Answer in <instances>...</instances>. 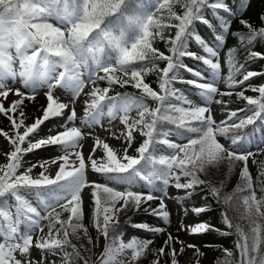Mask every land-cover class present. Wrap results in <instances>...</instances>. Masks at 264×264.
<instances>
[{"label":"snow or ice","instance_id":"1","mask_svg":"<svg viewBox=\"0 0 264 264\" xmlns=\"http://www.w3.org/2000/svg\"><path fill=\"white\" fill-rule=\"evenodd\" d=\"M176 6L182 9V13L178 14ZM245 6L246 0H242L241 8ZM209 8L221 29L215 39L223 44L224 34L229 31L230 17L237 14L225 0H0V97L7 100L13 91L19 97L7 107L0 102V114H4L11 122L13 133L10 135L0 130V136L7 140L12 149L5 154L7 162L0 164V264H34L28 256L33 246V232L36 229L43 232L40 224L42 220L49 221L48 234L35 240L36 249L47 250L53 255L58 254L59 250L63 253L62 264H79L80 260L89 264V259L82 256L69 239L70 235L79 239L77 234L80 230L88 236V230L82 223V193L85 188H91L94 226L105 238L103 251L96 264H134L143 257L152 241L133 237L125 243L122 240L123 232L118 229V218L125 211L138 210L142 203L157 199L153 192L162 191L166 194L170 184L178 190H191L186 191L184 199L192 197L197 186L209 185L217 202L228 205L224 209L223 219L228 228L235 227L239 237L236 244L240 255L239 264H264V181H260L262 195L258 197L247 164L248 158L253 155L248 147L253 142V133L229 135L231 129L240 130L255 124L257 120L264 121V85L251 88V91L259 93L256 98L245 96L243 91L236 93L252 106L248 109L251 115L231 124L226 121L217 124L207 106H193L192 101L176 96V90L171 87L177 78L174 69L183 66L193 71L181 61L182 57L189 56L201 60L212 70L213 82L189 80L187 83L200 89L207 101H211L213 94L217 93L215 80L220 76V64L218 61L213 62L212 58L217 57L218 53L192 30L196 21L214 27L205 18V10ZM221 11L227 16L222 15ZM240 23L249 29V34H241L238 39H246L249 45L257 38L264 39V28L257 31L243 19ZM168 28L176 29L175 36L168 40L171 55H165L153 46L157 37L164 39V30ZM190 38L203 48L207 56L188 51ZM250 56L264 59L255 51L250 52ZM158 60L167 61L160 70L159 89L163 95L153 90L143 78L155 68ZM235 63L233 49L227 59L229 71L225 82L229 88L244 85L260 74L248 71L242 79L237 80L236 76L244 65L236 68ZM193 75L201 77L199 72L193 71ZM17 80L30 92L26 94L19 88L13 89L9 81L15 84ZM98 80H106L108 87H95ZM86 83H92L94 87L87 94L91 99L86 101L82 122L89 126L99 124L105 109L106 114L113 119L119 114L120 122L127 130L124 135L128 146L123 156H118L107 143L97 139L91 154L85 157L78 150L82 147L81 129L74 125L68 126L67 123L61 125L63 131L37 138L41 126L50 119L62 116L68 107L54 97V89L60 88L69 93L72 102L83 92ZM129 83L141 90L140 97L108 95L113 85L124 87ZM43 87L47 88V105L43 107L42 116L26 125L27 116L21 106L26 99L34 100L38 89ZM169 97H175L189 107L165 103ZM148 99L157 102L155 109L149 107ZM216 103L221 101L217 100ZM133 107L138 110V119L130 123L128 113ZM18 111L19 116H16ZM236 116L237 112L232 111L228 120ZM75 118L73 108L67 116V122ZM164 122L176 125L177 135L187 142L169 140L173 130L166 129ZM137 130L144 139L136 148L137 155L131 156L128 155V148ZM193 133L197 135H188ZM220 136L229 139L230 145L222 144L218 139ZM48 146H59L61 155L40 162L41 171L34 177L31 173L37 164L25 167L24 157ZM97 148L103 150V156L99 159L93 156ZM73 156L75 160L71 159ZM224 160L229 163V171L236 161L244 164L240 171L241 183L228 194L222 193L223 183L220 187L212 186L199 176ZM89 163L91 170L102 174L106 183L87 179L86 168ZM50 165L58 167L54 176L48 174ZM261 176H264V171ZM182 177L186 178L185 182H182ZM137 186L149 191L147 194L134 191ZM29 197L35 198L36 206H33ZM238 201L242 202L244 208L240 219L248 220V231L239 223L234 225L235 217L228 214L229 208L234 213L239 211ZM41 206L44 215L38 210ZM58 209L68 213L66 219L61 218L62 213ZM165 209L166 205L160 199L158 210L153 212L167 223L170 213ZM192 210L199 215L207 208L200 206ZM21 224H24L23 232L20 230ZM134 227L157 234L162 231L160 227L149 228L142 224ZM209 227L207 223L200 222L190 226L189 233L200 234ZM174 239L183 244L178 237L169 234L164 245L170 246ZM88 243H92L90 236ZM66 246L72 248V253L66 251ZM165 246L159 249L160 255H166ZM188 247L196 246L189 244ZM125 250H131L130 262L120 258ZM183 251L181 248L179 253ZM179 253L176 248H171V264H178ZM227 255L231 256L232 253L227 252ZM153 264H160V261L154 260Z\"/></svg>","mask_w":264,"mask_h":264},{"label":"rangeland","instance_id":"2","mask_svg":"<svg viewBox=\"0 0 264 264\" xmlns=\"http://www.w3.org/2000/svg\"><path fill=\"white\" fill-rule=\"evenodd\" d=\"M227 2L230 3V0H227ZM232 3L235 2V0H231ZM259 0H249L248 4L246 5V11L248 12H255V9L257 8ZM231 4V3H230ZM208 11L205 10V16L207 15ZM188 51L197 52V48L192 44L191 42L188 43ZM194 53V52H193ZM224 52L220 50L217 57H213V62H219L220 64V74L226 75L229 71V67L227 64V59ZM189 65L191 70L195 72H199L201 74V77H196L193 75V71H186L185 69L178 70L176 74V79L173 80L171 87L172 89L176 90V96L184 97L190 101H192L193 106H207L210 109L211 115L213 116V119L219 124L221 121H230L228 120V115L230 112H232L231 107H227L223 96L221 93L226 90V88H218L217 84L215 86L217 87V93L213 94L211 101H207L202 95L201 90L194 89V85L192 84V87L187 81L189 80H195L199 83H212V74L208 73L206 70H203V66L191 63ZM156 65L158 67L162 68L164 66V62H156ZM16 67L18 69V62L16 64ZM248 71H255L257 73H260L259 75L252 77L249 81H246L245 88L242 87H236L233 89V94H236L237 92L243 91L245 96L256 98L259 93L251 91V88L253 87H259L262 86V83H264V67L263 64L255 61L251 66L249 67H243L241 69V72L237 74L236 78L238 80L243 78V75L246 74ZM100 75V74H99ZM104 75V74H101ZM86 79V78H85ZM183 81V82H181ZM186 84L187 86H185ZM11 87L13 89L19 88L21 91L25 92L26 94L30 92L29 89H24L22 85L19 83V80L15 84H11ZM264 85V84H263ZM94 85L92 83H86L83 92L75 98L74 101L70 102V94L66 91L57 88L54 89V97L58 98V100L62 103H65L68 105V107L64 110L66 112L63 113L62 116L56 117L53 119H50L49 121H46L44 125L41 126V129L37 135V138L46 137L48 135L56 134L57 132L63 131L64 128L61 127L62 124L67 123L68 126H77L81 129L83 138L80 140V144L82 147H80L78 150L82 152V154L87 157L89 154H91L92 148L95 146V141L97 139L102 140L104 143H107L111 148H113L118 156L124 155V149L128 146L127 140L125 139V133L126 128L123 124H121L119 119V114L115 119L109 117L106 112L107 109H105V115L101 118L99 124H95L92 126H89L87 124H84L82 121L85 116V106L86 101H90V97L87 95L91 92ZM95 87L99 88H105L108 87L106 80H98L95 84ZM140 90V89H139ZM141 91V90H140ZM47 92V88L43 87L38 89L34 100H25L24 104L21 106L22 110L26 113L27 119H25V124L30 125L35 121L36 118L42 116V110L43 107H46L47 105V99L45 93ZM162 95V93H160ZM16 99H19L13 92H10L9 97L7 100H5L3 97H0V102H3L5 106L7 107L11 101H14ZM219 100L221 103H216V101ZM157 102L154 101L153 104H156ZM165 103H171L179 106V104H182L186 107H189L188 104H184L181 100L176 99L175 97H169L168 100ZM75 109L76 112V118L72 122H67V116L71 114V110ZM16 116H19V111L15 114ZM207 115V114H206ZM234 119V117L232 118ZM131 123V121H129ZM0 130L7 131L9 134H13L11 131V122L7 119V117L4 114H0ZM22 131V129H21ZM133 142L130 148H128V155L136 156V148L139 147L140 143L144 139V137L140 136L139 131H135L133 133ZM169 140L173 142H179L184 143L183 140H179L176 136L171 134L168 137ZM219 141L224 144L225 146L230 145V140L226 139L222 136L218 137ZM26 147V145H25ZM249 150L253 153L252 156L248 158V169L250 172L251 177H260V181H264V176H261V172L264 171V158H261L258 156L255 152L257 151V148L255 146V143H251L248 145ZM11 146L8 144L7 140L3 136H0V164H5L7 162L6 153L11 151ZM98 152H101L103 154L102 148H97V151L93 154L94 158L99 159L100 155H98ZM61 155V151L59 146H48L41 148L39 150H36L32 153H28L25 155L24 160L26 161L25 167L30 166L31 164L35 163L37 164V167L33 169L32 175L34 177L38 176L39 172L41 171L39 167V163L43 162L44 160H51L52 158H55L57 156ZM72 160H75V157H71ZM126 162V161H125ZM78 163V161H77ZM219 164H223V168L229 167V163L227 160L221 161ZM244 164L241 161H236L234 163V166L232 167L233 171L238 173L240 175V171L243 168ZM54 167H57V165H50L49 166V173L53 171ZM214 170V167H210L207 172ZM23 171V169H21ZM86 175L87 179L90 182H100L105 183L102 174L95 173L91 170L90 163L89 166L86 168ZM186 179L182 178V182H185ZM110 186V185H109ZM123 188V187H122ZM138 191L139 188H134L133 190ZM144 193H147L149 190L147 188H142ZM186 191L191 190H183V189H176L175 187L171 186V184L168 186L165 192L162 194L165 195V198L163 199L166 209L169 213V220L167 223H165L162 219L157 218L156 216L151 215L149 219V223L154 227H160L162 231L160 233H154L155 239L157 240L156 246L158 255L155 260L160 261V264H171V248L174 247L177 249V252L179 253V250L181 248L184 249L182 253H179L177 256L178 264H215L214 258L218 255L219 252H221V249L219 246L223 243L222 238L216 233H200V234H190L189 233V227L194 226L197 223L203 222L206 218L203 213L197 215L193 212V207H200L205 206V195L200 192V190L196 187L194 190V195L188 199H184L186 196ZM154 193V192H153ZM83 198V212L84 216L83 219L87 218L88 221L84 222V226L88 230V236L92 238V243H88V236H85L83 233V230H80L78 232L79 239H77V236L70 235L71 244L75 245L76 247L80 248L81 243L86 245H90V250L88 252L89 254V264H96L98 257L103 251L104 245H105V238L96 230L93 222V210H94V203L91 196V188H85L82 193ZM30 201L32 202L33 206H36V200L34 197H29ZM155 208H159V203H153ZM40 210V208H38ZM14 211V210H13ZM58 211H61L62 215L61 218L66 219L68 213L63 212L62 210L58 209ZM136 213L139 212L135 209H131L128 211H125L120 214L119 216V222L122 220V218L128 213ZM45 214V213H44ZM45 220L40 222L41 226L43 227V232H41L39 229L36 230L35 234L37 233L38 237H46L48 234V227H45ZM139 231L129 227L126 228L123 232L122 240L127 243L130 241L133 237L136 235H139ZM34 234V235H35ZM169 234H171L174 238L178 237L179 241H183V244L177 242L175 239L171 242L170 246H165L164 242L168 239ZM38 237H33V246L30 248L29 251V259H32L34 261V264H40L41 261H43V264H62L63 261V253L59 252L57 250L58 254L53 255L51 252H48L47 250L41 251L39 249L35 248V240ZM62 237V233H61ZM192 244L195 245V248H189L188 245ZM165 246V253L166 255H160L159 249ZM19 258V254H17ZM121 259H124L125 261L130 262L131 261V250H125V252L120 257ZM142 258L138 259L134 264H140ZM154 261V260H153ZM147 264H153L152 261L146 262ZM84 264V262L80 263Z\"/></svg>","mask_w":264,"mask_h":264},{"label":"trees","instance_id":"3","mask_svg":"<svg viewBox=\"0 0 264 264\" xmlns=\"http://www.w3.org/2000/svg\"><path fill=\"white\" fill-rule=\"evenodd\" d=\"M248 2L249 0H246V5L248 4ZM225 3L229 6V8H231L237 14L230 17L229 31L226 34H224L225 38H224L223 44H220L215 39L216 35L221 31V29L219 27V21L212 15V10L210 8L207 9L208 13L205 16V18L208 19L213 24L214 27L210 28L208 25H205L199 21H196L194 22L192 30L196 34H198L202 39H204L205 42L210 47H213L217 51V53H219L220 50L223 51L224 52L223 54L225 55L226 59H228L230 50L234 49L235 56H236V63H235L236 68H240L241 65H244V67H249L255 61L262 63L264 67V59H261L259 57L252 58L250 56V52L252 51H255L261 54L262 56H264V39L257 38V40L253 41L251 45L248 44L246 39L243 41L238 39V36L241 34L243 35L249 34V29L240 23L242 19L247 21L248 24L251 25V27L257 31H259V29L261 28H264V19H261L262 17H264V0H259L257 4L258 6L255 9V12H252V13L245 10L247 6L241 8L242 0H235L234 3H232L230 0L231 4L227 2V0H225ZM175 10L178 12V14L182 13V9L179 6H176ZM221 14L227 16V14L223 13L222 11H221ZM164 15L166 16L167 13L165 12ZM175 31H176L175 28L165 29L164 39L162 40L159 37H157L153 42V46L157 48L161 53H164L165 55H171V53L169 52L170 44L168 43V40L175 36ZM190 42L194 44V46L197 48V52L193 51L194 53H196L197 55L207 56V53L203 51V48L194 39L190 38L189 43ZM181 61L183 65L187 66V69L191 68L189 66L191 65L190 64L191 62V63H195V64L203 66V70H206L207 72L212 74V70L207 65H204L201 60L193 59L192 57L185 56L181 58ZM156 62H164V66L160 68L158 67V65H156L155 68L152 71H149L143 78H144L145 83L149 84L153 90L160 93V89H159L160 76H161L160 70H162L166 66L167 61L158 60ZM180 69L186 70V68L183 66L178 67L174 69L175 75ZM186 71L188 72V70ZM171 75L172 74L170 73V76ZM227 75L228 73L224 76L220 74L219 78L215 80V82L218 84L220 88L222 87L226 88V90L223 91L222 93H225V92L232 93L233 89L236 88V87L229 88L227 86L225 82ZM124 79H127V77H124ZM263 84L264 83H262V85ZM184 85L187 86L186 84ZM190 85L192 87V84ZM245 86L246 84L239 85L237 87L238 88L242 87L244 89ZM194 89L200 90L196 87H194ZM117 94H120L121 96L127 94L128 96H131V97H140L142 93L139 89L134 88L131 85V83H129V84H126L124 87H121L119 84L113 85L110 88L108 95L115 97L117 96ZM222 96H223V100L226 106L231 107L232 111L237 112V116L234 117V119L227 121L228 124H231L233 121L238 123L240 119H245L248 115H251V112L248 111V109L251 108L252 106H249L246 100H244L243 98L238 97L236 94H233V93L231 95H222ZM153 102L154 100H151V99L147 100V103L151 109H155L157 107V103L153 104ZM179 106L187 108L186 106L182 104H179ZM128 115L130 117V121H132L133 119H138V110L135 107H133L128 113ZM148 119H150V117ZM164 127L166 129L173 130L172 134L176 136L178 139L183 140L184 143L187 142L185 138L177 135L176 125L164 122ZM249 132L253 133L252 143H255V146L257 148V151L255 153L261 158H264V121L257 120L255 124L247 125L245 128L240 129V130L231 129L229 132V135L237 134V133L243 134V133H249ZM188 135L196 136L197 134L193 133V134H188ZM158 147L162 149L165 148L164 145H159ZM167 151H170V150H167ZM167 151L165 152V154H167ZM222 168H223V164H218L216 167H214V170L209 171V173L208 172L200 173L199 176L201 179L208 181L210 185L212 186L220 187L221 183H223L224 186L222 189V193L228 194V193H231L236 188L237 184L241 183L240 175L236 173L235 171H233V169L229 171V167H226L225 169H222ZM183 179H186V178H183ZM252 181H253V187L257 192V196L260 197L262 195V193L260 192V187H261L260 177H253ZM140 183L142 184L143 182L141 181ZM157 184L160 187H163V185H161L159 181H157ZM197 188L200 190L202 194L205 195L204 205L207 208V211L203 213L204 216H206L203 222L207 223L210 226L209 229L206 231V233H216V235L218 234L223 240V243L219 246V248L221 249V252H219L218 255L214 258L215 264H239L240 255L236 248V244L238 242L239 237L235 231V227L231 229L228 228L225 225L224 219H223L224 209L228 208V205H224L223 203L217 202L216 197H214L210 192L209 185H200V186H197ZM138 191L142 192L140 188L138 189ZM162 193H163L162 191H155L153 195L156 196L157 199H153L146 203H142L140 208L137 210L139 212L132 213V214L128 212L118 224V229L120 231L124 232L126 228L132 227L140 232L139 235L135 236L136 238L141 239V240H151L152 241V243L149 245V249L146 250L145 254L143 255L140 261V264H147L146 262H150V261L153 262V260L156 259L158 255L157 246H156L157 240L155 239V235L152 231L142 229V228H137V227H134V225L142 224V225L149 226V228H152L154 226L152 225V223L151 224L149 223L148 218L151 215H153L161 219L160 217L154 214L153 210H158V208H155L153 203L155 202V203L160 204V199L165 198V195H163ZM237 203L240 205L239 211L234 213L233 210L229 208L228 214L229 216L235 217L233 219L234 225L239 223L241 224V226L244 228L245 231H248L249 229L248 220L240 219V216L244 214V208H243L242 202L238 201ZM41 209H42V206H41ZM85 221H88L87 218L83 219L82 223L84 224ZM44 223H45L44 224L45 227L47 228L49 221L45 220ZM262 223H264V221H262ZM57 227H59V225H57ZM20 230L21 232L24 231V224L20 225ZM35 232H33V237H38L37 233L35 234ZM81 245H83V247H80V248L76 247V248L80 251L82 256L88 258L89 257L88 252L90 250V245L88 244L84 245L82 243ZM262 248H264V246H262ZM66 251L69 253H72L73 250L71 247L66 246ZM227 252H231L232 255L228 256ZM82 262L83 260H80L79 264Z\"/></svg>","mask_w":264,"mask_h":264},{"label":"bare ground","instance_id":"4","mask_svg":"<svg viewBox=\"0 0 264 264\" xmlns=\"http://www.w3.org/2000/svg\"><path fill=\"white\" fill-rule=\"evenodd\" d=\"M9 83H11V81H9ZM12 84V83H11ZM64 112H66V111H64ZM98 155H100V156H103V154L101 153V152H98ZM58 170V167H54V169H53V171L51 172V175H53L54 176V174H55V172ZM123 239V238H122Z\"/></svg>","mask_w":264,"mask_h":264}]
</instances>
